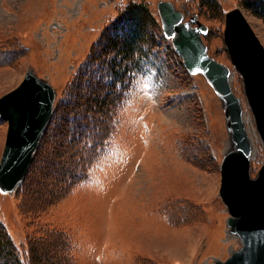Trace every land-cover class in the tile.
<instances>
[{"label":"rangeland","instance_id":"obj_1","mask_svg":"<svg viewBox=\"0 0 264 264\" xmlns=\"http://www.w3.org/2000/svg\"><path fill=\"white\" fill-rule=\"evenodd\" d=\"M160 1L172 2L185 21L196 15L208 27V52L231 69L242 104L252 177L264 165L243 79L224 43L225 15L238 8L264 46V19L242 0H215L217 12L206 0H0V97L29 69L57 92L25 182L13 194L0 192L2 231L30 264H214L242 248L219 196L221 162L233 147L224 104L203 75L188 72L164 37ZM133 3L145 5L160 28L154 20L148 29L157 41L146 47L142 70L119 77L112 66L120 63L123 72L130 61L118 56L110 37L118 38L115 24ZM116 88L122 94L115 101ZM84 125L99 147H76ZM7 130L0 118V161ZM93 148L100 151L97 163L76 184L77 154ZM51 196L58 201L47 207ZM33 240L37 255L29 252ZM0 264L14 263L2 258Z\"/></svg>","mask_w":264,"mask_h":264},{"label":"water","instance_id":"obj_2","mask_svg":"<svg viewBox=\"0 0 264 264\" xmlns=\"http://www.w3.org/2000/svg\"><path fill=\"white\" fill-rule=\"evenodd\" d=\"M162 32L172 41L190 74H202L224 104L233 147L221 162L219 196L230 217V233L242 248L214 264H264V165L252 177V143L246 131L240 99L234 94L231 69L210 56L203 40L208 27L198 16L185 21L170 1L157 4ZM195 24V26H194ZM224 43L264 144V46L238 8L225 15ZM57 92L48 81L29 69L22 82L0 97V118L8 123L0 161V192L13 194L26 180L55 113Z\"/></svg>","mask_w":264,"mask_h":264},{"label":"trees","instance_id":"obj_3","mask_svg":"<svg viewBox=\"0 0 264 264\" xmlns=\"http://www.w3.org/2000/svg\"><path fill=\"white\" fill-rule=\"evenodd\" d=\"M206 1L208 2L207 4L210 7V9L214 10V12H217L218 7L215 3V0H206ZM133 4L134 5H131V7H129L130 11L128 13L127 12L125 13L126 15L123 14L120 16L123 18V19H120L121 24L120 25L115 24L114 28L116 30H118L119 32H121L120 34H118L120 37L119 36H118V38H117V36L116 37H113V36L110 37L112 39V40L110 39L112 42L111 45L113 46V49H115L117 51V53L119 54L118 56H120V54H123L124 58H126L127 60L130 61V67L127 69H123V72H122L121 68H118L119 66H121L120 63H115L112 66L114 72L119 77L123 76L124 72L127 70H128V72L129 71L133 72L135 70L141 71L142 67L145 66V64L147 62V58H148V50H146V47L154 46V44L156 45V41H157V39L155 38V34L154 35L152 34L153 33L152 30L150 33H148L149 27L150 26L152 27L154 25V20L156 22H157V20L150 16L149 11L147 10L145 5H143V4L137 5L136 3H133ZM242 4L244 5V7H246L250 11H252V13L254 15L260 17L261 19H264V0H242ZM131 16H132V18H131ZM134 16H136V18H133ZM157 23L159 24L158 28H160V21L158 20ZM112 32L114 33V31H112ZM149 36H150V38H149ZM159 36H160L161 40H165L164 37L162 36V33H159ZM148 38H149V40L146 41V39H148ZM131 79H132V76L130 75V80ZM114 92L116 93L115 94V101H116L118 94H122V91H120L116 88ZM97 95L100 96L101 94L98 93ZM122 98H123V95H122ZM107 101H109V99H107ZM114 103L115 102H113V105H114ZM111 104H112V102H111ZM106 105L107 104H104V107H102V105L98 106L99 108L97 109V111L98 110L101 111L102 109L105 108ZM111 107L114 108L113 106H110V108ZM112 108H111V111H112ZM92 111L93 110L91 108L88 112L91 114ZM106 112H108V110ZM86 114H88V113H86ZM92 115H98V112L92 113ZM100 115H102V113H100ZM93 120H95V119L93 118ZM86 126L84 125V128H82L83 127L82 126L79 129V131L76 133L74 140L76 138L79 139V142L77 143L78 145H76V147L77 146H79L81 148L85 147V146H91V147H96V148L99 147L100 142L95 138V135H94V137L92 136L91 140L87 139V135H86L87 129L85 128ZM93 149H94V151H91L88 154L80 152V150H79V153L77 154L78 155L77 158L79 160L77 167L78 168L80 167V169L78 170L79 173L75 176L76 184H79L80 180H82L87 174H89V170H90L91 166H93L94 164L97 163L100 151H96L95 148H93ZM74 156H72L70 159V165H72V166H75L74 163H73L74 165L71 164L72 163L71 160ZM67 174H68V172H66V175ZM66 183H70V181L67 180ZM58 195H60V193L57 194L56 196H58ZM56 196H51V198L46 203L47 207H49L50 205H53L54 202L57 203L58 199L56 198ZM52 200H53V202H50ZM27 243H28V246L30 247L29 252L31 254L35 253L37 255L39 253V248H38V246H34V240L29 241ZM65 244H67V242L64 243V246H65ZM2 258H5L8 261L10 260L14 264H30V262H31L30 258L28 261H26V260H23L22 257L18 256L12 240H10L7 237V235L5 233H3L2 227L0 226V259H2Z\"/></svg>","mask_w":264,"mask_h":264},{"label":"snow or ice","instance_id":"obj_4","mask_svg":"<svg viewBox=\"0 0 264 264\" xmlns=\"http://www.w3.org/2000/svg\"><path fill=\"white\" fill-rule=\"evenodd\" d=\"M145 87H147V85H145Z\"/></svg>","mask_w":264,"mask_h":264}]
</instances>
